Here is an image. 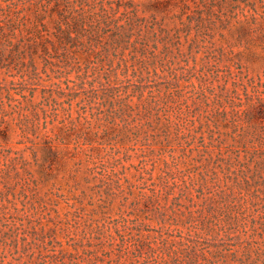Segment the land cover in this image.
I'll list each match as a JSON object with an SVG mask.
<instances>
[{
	"label": "rangeland",
	"instance_id": "374dc122",
	"mask_svg": "<svg viewBox=\"0 0 264 264\" xmlns=\"http://www.w3.org/2000/svg\"><path fill=\"white\" fill-rule=\"evenodd\" d=\"M0 264H264V0H0Z\"/></svg>",
	"mask_w": 264,
	"mask_h": 264
}]
</instances>
